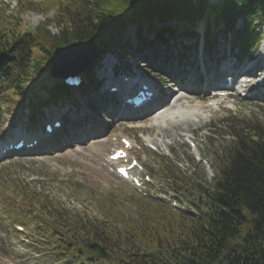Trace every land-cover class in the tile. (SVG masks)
<instances>
[{
    "label": "trees",
    "instance_id": "16d2710c",
    "mask_svg": "<svg viewBox=\"0 0 264 264\" xmlns=\"http://www.w3.org/2000/svg\"><path fill=\"white\" fill-rule=\"evenodd\" d=\"M31 4L40 5L41 13L53 12L54 23L61 27L58 34L51 33L48 18L35 27L25 26L21 14L33 9ZM17 14L12 24L3 22L0 50L9 48L22 69L25 67L20 73H7V83L2 86L18 109L29 93L25 82L49 72L55 49L87 40L98 42L102 51L122 46L121 34L127 23L144 20L151 28L155 18L162 23L184 20L195 29L203 21L209 36L221 22L222 31L234 37L240 33L238 44L254 49L261 37L257 27L264 23V0H219L214 4L209 0H19ZM238 19L243 20L240 31ZM163 29L170 34L177 30L167 24L160 27ZM161 31L156 40L162 39ZM183 32L196 35L194 30ZM133 34L141 38L140 30ZM117 48L126 52L125 47ZM11 65L7 67L11 69ZM89 77L88 85L79 87L81 93L89 94L98 85L92 73ZM61 96H70V90L57 83L45 98L48 102ZM87 103L97 107L90 98ZM222 123L231 138L222 154L215 153L214 177L202 183L186 178L184 183L197 204L198 215L164 211L139 196L130 198L137 208L134 216L119 214L108 202L97 216L71 210L72 215L66 218L60 214V205L51 206L45 197L36 202V197L25 191L19 204L14 202L18 194L1 193L0 213L7 214L11 225L20 221L22 214L34 211L35 217L26 222L39 219L45 225L39 230L53 244L47 256L56 264H264V127L243 119ZM92 241L103 246L105 257H92L87 248Z\"/></svg>",
    "mask_w": 264,
    "mask_h": 264
},
{
    "label": "rangeland",
    "instance_id": "374dc122",
    "mask_svg": "<svg viewBox=\"0 0 264 264\" xmlns=\"http://www.w3.org/2000/svg\"><path fill=\"white\" fill-rule=\"evenodd\" d=\"M32 1L36 2L37 0ZM210 1L216 2L217 0ZM31 5L34 6L33 9H27L21 14L25 21V26H36L39 21L48 16L50 18L49 29L52 33L57 34L60 27L52 20L51 11H43L42 15H40V5ZM6 9L4 6L0 7V29L3 26L1 23L3 18H6L12 24L16 19L15 16H19L17 9L9 12ZM48 13L50 14L48 15ZM154 24L158 25L159 22L155 20ZM238 27H242L241 21L238 22ZM134 28L135 26H132L131 29L133 30ZM138 28L142 30V33H145V22H141ZM201 29L202 23L197 30L200 31ZM131 41L133 46L138 47L135 40ZM234 41L229 34L223 35L219 33L215 38L214 47L201 54L197 43L196 45L194 44L195 40L184 39L185 44H190L191 49L184 53L186 55L185 61L180 62L178 70L175 68V59H171L170 62H172L170 64L168 61L166 63H163L162 60L160 61L162 59V54L160 53L157 56L153 54L147 55L146 50H150V45H146V50L141 54L137 52L135 56L128 59L129 69L158 82L164 90L165 98L174 95L172 102L177 98V95H182L180 97L181 106L188 104L184 110L193 107V111L180 119V129H172L174 131L168 135H164L162 130L170 128V123L172 122L170 120H167L163 126H159V122L153 126L151 124L152 120L147 127L136 129L135 131L128 130L124 124L125 117H121L118 114L121 108L114 104L111 100L113 98H110L107 94L99 96L100 92H105V87H102L97 94L93 93L84 96H92L97 102L100 97L106 98V103L102 101L104 105L99 103L100 106L96 110L97 112L88 111L86 108L85 112V104L83 103L86 102V98L82 97L77 91L72 92V96L69 99L71 102L69 103L70 109L60 114L67 117L65 131H60L58 136H56L57 139L50 137L49 140L44 139V141L46 140L45 142L38 135L41 132L43 122L56 119L60 110L53 109L52 104L49 103L44 104L42 109H32L30 103L26 105V102H24L23 109H25L18 116L10 103H0L4 108L0 112L1 136L5 134L2 122L7 119L17 130H21L25 134L29 133L33 138L41 141L38 147L31 151V154L20 153L17 156L6 157L0 161V179L4 180L3 184H6L2 188L3 184L0 181V191L12 197L18 194L14 200L17 204H19L22 191H25L24 193L31 195V197H36L35 199L32 198L36 202L39 199L42 202L45 197L44 201H48L51 206L62 204L60 207L63 210L60 214L66 216V218L72 215V211L92 217L97 216L106 206L105 203L108 202L113 203V209L119 214H124L127 217L134 216L137 208L132 204V200L130 201V197H137L136 190L129 183L118 177L107 161L108 154L119 144L117 135L124 134L132 139L134 144L139 146H143L142 143H146L145 138L150 140L155 144L158 152L168 153L169 158H174L179 163V169L174 172L175 180L177 182L181 181L177 185L181 190L179 195L185 200L187 199L188 202L190 200L192 204L191 195L184 189L185 180H183L182 176L190 177L195 183L208 182L213 178L215 173L213 166L215 162L214 152L222 154L223 147L230 136L229 128H226V124L222 123V121L231 119V122H234L236 119H243L250 124H259L264 127L263 96V99L251 97L244 100L236 98L233 101L227 98V102L219 99H206L203 96L207 87L214 83L215 80L213 81V78L215 76L217 85L223 87V82L229 80L227 79L228 77L224 78L223 74L231 71V67H236L239 63V58H242V60L248 59L245 54L244 56L235 55V52L238 53L239 51ZM178 44L182 43L178 42ZM195 46L197 52L192 50ZM262 47L264 48V43ZM261 53H263L262 50L257 49L253 56L254 60L250 64L256 68L263 67L260 76H257L258 81L262 83L264 81V54ZM103 57L99 63L103 69V74L112 66L117 70L121 68V60H116L112 52L105 53ZM144 58L149 59L148 64L143 63ZM108 59L109 62H104ZM185 65L190 67L187 68L189 70L185 69ZM182 68L185 71L181 70ZM19 71H22V68L19 61H17L13 72L16 74ZM100 72L101 70L98 71L97 78L103 76L102 72ZM25 84L32 86L31 81ZM196 97L204 99L198 100L195 99ZM197 102L202 104L192 106ZM208 102H212V104L210 105ZM47 109L52 115L50 119H47L45 115ZM63 109H66V107ZM117 109L119 111H116ZM43 111L44 114H42ZM186 132H191L190 135L193 136L195 144L197 143L198 155L201 159H204L203 162L195 160L191 148L189 149L184 142L183 138ZM164 145H166L164 149L159 148ZM150 151L146 148L145 157L152 161L158 159L156 157L151 158L150 154L153 151ZM160 160L159 164L155 163L153 165H150L148 161L147 163L145 162L155 170L153 171L154 173L148 171L151 179H153L152 186L160 187L162 182H164L161 179L164 176L161 170V168L163 169V162L161 158ZM190 160H193L194 164ZM141 163L145 169L149 168L143 161ZM16 203H14V208L17 206ZM65 204L67 205L65 208H68V210H65ZM153 204L164 211L170 210L169 205L162 201H154ZM68 223H71V219ZM10 226L12 227V223L9 225L7 214L2 211L0 213V248L3 252H0V264H4L6 260L13 261L16 264H30L29 261H25V255L22 254L21 248H17L13 241V236L10 235Z\"/></svg>",
    "mask_w": 264,
    "mask_h": 264
},
{
    "label": "water",
    "instance_id": "95a60500",
    "mask_svg": "<svg viewBox=\"0 0 264 264\" xmlns=\"http://www.w3.org/2000/svg\"><path fill=\"white\" fill-rule=\"evenodd\" d=\"M97 54L98 46L94 42L61 47L54 53L51 74L54 77L66 78L81 73L95 60ZM8 59L10 56L0 53V66H4ZM89 247L93 250V255L96 258L106 255L103 248L96 243H91Z\"/></svg>",
    "mask_w": 264,
    "mask_h": 264
},
{
    "label": "bare ground",
    "instance_id": "6f19581e",
    "mask_svg": "<svg viewBox=\"0 0 264 264\" xmlns=\"http://www.w3.org/2000/svg\"><path fill=\"white\" fill-rule=\"evenodd\" d=\"M263 43H264V39H263V41H262V44H261V50H262V52H263V54H264V48L262 47V45H263ZM104 62H106V60L104 61ZM227 83V81H225V82H223V84L225 85ZM181 108V110H183V108L182 107H180ZM193 108V107H192ZM192 108H189V110H187V113H190L191 111H193L192 110ZM180 110V109H179ZM180 110V111H181ZM175 111H172V113L171 114H168L167 112L164 114V116H162L161 117V121L163 122H165L166 120V118L167 119H170V118H172V117H174V115H175V113H174ZM193 113V112H192ZM184 116V115H183ZM183 116H180V117H183ZM166 123V122H165ZM180 125H181V123H180V120L179 119H175L174 121H172L171 123H170V128H167V129H165V130H162V131H164L163 133H164V135H168L170 132H172V131H174V130H172V129H180L179 127H180ZM163 126V125H162Z\"/></svg>",
    "mask_w": 264,
    "mask_h": 264
}]
</instances>
